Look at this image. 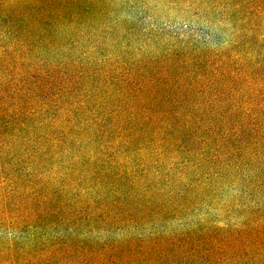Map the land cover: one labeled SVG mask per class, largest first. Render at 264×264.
<instances>
[{
	"label": "trees",
	"instance_id": "trees-1",
	"mask_svg": "<svg viewBox=\"0 0 264 264\" xmlns=\"http://www.w3.org/2000/svg\"><path fill=\"white\" fill-rule=\"evenodd\" d=\"M262 229L264 0H0V264H264Z\"/></svg>",
	"mask_w": 264,
	"mask_h": 264
},
{
	"label": "rangeland",
	"instance_id": "rangeland-1",
	"mask_svg": "<svg viewBox=\"0 0 264 264\" xmlns=\"http://www.w3.org/2000/svg\"><path fill=\"white\" fill-rule=\"evenodd\" d=\"M212 226H215V225H212ZM220 226H222V225H220ZM234 225H229V226H227V227H233ZM241 227H243V226H241ZM240 227V228H241ZM244 227H245V225H244ZM250 227V226H249ZM213 227H211V226H208V227H201V233H205V232H208V231H210L211 229H212ZM262 228V226L261 227H259V228H257V231H259L260 229ZM222 231L221 229H215V231ZM246 230V228H244V231ZM254 231H256V229H255V227H250L248 230H247V232L248 233H246V231H245V234H244V237L243 238H245V240H244V242H247V250H252V249H254L255 247H256V242H255V240L254 241H252V242H248V239H249V237L251 236V234H252V232H254ZM262 231H264L263 229H262ZM251 233V234H250ZM245 235H247V237H245ZM240 242H242V240H240ZM260 244L262 245V260L264 259V240H262L261 242H260ZM260 244H258V245H260Z\"/></svg>",
	"mask_w": 264,
	"mask_h": 264
}]
</instances>
